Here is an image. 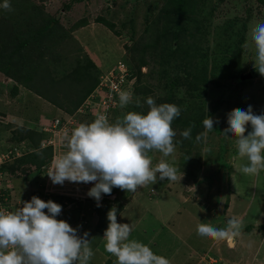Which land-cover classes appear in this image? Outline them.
Masks as SVG:
<instances>
[{
    "label": "rangeland",
    "instance_id": "374dc122",
    "mask_svg": "<svg viewBox=\"0 0 264 264\" xmlns=\"http://www.w3.org/2000/svg\"><path fill=\"white\" fill-rule=\"evenodd\" d=\"M165 1L9 0L11 10L6 11L14 13L10 14L13 17L9 22L2 19L4 24H0L7 35L5 41L0 39V120L8 121L7 124L0 122V138L5 139V134L15 140L22 136L26 145L35 144L38 138L35 132L43 125L33 128L32 121L38 117V111L43 112L44 105L59 109L43 113L52 119L56 114L65 113L58 107L67 106L72 110L79 103L82 105L91 89L89 97H95L94 90H100L98 77L102 82L103 73L118 60L138 66L140 81L136 99L142 107L136 106L135 99L130 107L113 110L107 116L110 122L127 111L146 112L144 101L149 96L157 104L177 105L181 113L172 122L176 132L175 153L169 157L159 152L149 154L153 167L162 160L173 165L177 169L176 181L158 179L155 184L135 192L116 188L120 192L112 190L111 195L102 194L98 207L87 195L93 186L91 183L53 184L46 175L47 167L39 176L36 170H31V162L24 159L19 162L18 177H7L0 185V205L4 204L0 210H15L17 207L12 202L16 197L28 196L34 191L41 195L43 188L53 190L48 200L62 206L57 219H64L77 228L78 235L87 232L93 252L103 253V256L97 254L95 264H115L116 258L105 251V239L95 248L100 237L104 238L110 210L116 212L118 222L128 223L131 229L129 215L137 213L136 219L132 215L131 219L144 226L143 234L139 236L132 230L130 239L139 238L138 241L165 257L169 264H205L204 253L219 256L220 262L229 264H264V171L258 177L241 174L239 169L247 161L238 156L235 138L223 133L228 127L227 115L233 109L247 110L251 105L254 114H264V76L253 67L255 57L251 47H243L250 27L263 22L264 4L260 0H188L184 11L176 15L171 10L165 11ZM30 14L40 16L39 20L44 18L37 23L43 31L38 34L44 36V32L52 29V41L30 40L24 35L35 32L37 27ZM101 17L114 26H106L98 19ZM20 41L26 43L20 44ZM29 70L37 72L28 84L30 88L24 84ZM249 73L253 75L247 77ZM58 101L64 105H57ZM92 102L95 100L89 99L86 104L91 107ZM216 102L217 107L213 109ZM3 110H11L15 115L20 112L35 115L31 122L13 123L4 116ZM208 115L214 120V128L197 142V134L206 131L202 121ZM78 117L82 123L94 120L92 115ZM217 119L219 123H215ZM192 125L195 126L191 139H184L181 132ZM30 128L35 131L29 133ZM48 135L43 132L41 142L52 134ZM62 138L61 134L54 136L52 157L65 151ZM60 186L67 195L55 194L61 192ZM196 196H200L204 210L188 206L194 203L186 201ZM202 211L207 216L211 214L213 221L202 217ZM233 217L240 219L243 227L231 247L226 241L211 242L196 234L200 223L224 228ZM173 221H181L178 237L169 232ZM158 225L156 235L150 236L151 229ZM195 243L211 244V250L204 248L202 255L194 251L192 258L186 257L191 253L186 245L195 246ZM255 254L257 259H253ZM206 259L210 262L209 257ZM215 259L210 264L219 261Z\"/></svg>",
    "mask_w": 264,
    "mask_h": 264
},
{
    "label": "clouds",
    "instance_id": "9594fccd",
    "mask_svg": "<svg viewBox=\"0 0 264 264\" xmlns=\"http://www.w3.org/2000/svg\"><path fill=\"white\" fill-rule=\"evenodd\" d=\"M0 7L7 11L11 10L9 0H5ZM243 47L245 49L251 47L255 57L253 67L264 76V22H258L250 27L248 39ZM129 68L128 63L118 60L111 69L106 70L102 82H99L98 77L100 90H94L95 97L90 98L93 90L91 89L83 98L82 105L78 104L74 116L67 113L56 114L52 119L41 116L40 122L37 120L36 123L33 122L35 123L33 128L43 124L40 131L51 135L47 128L51 127L55 119L61 123L60 116L65 121L72 118L74 121L71 125H75L80 119L78 116L96 117L91 122L81 123L70 129V134L66 133L62 138L65 151L55 159L51 155L49 163L41 168L42 171L36 170L35 174L40 176L47 167L46 175L53 184L63 185L67 181L76 184L91 183L93 186L87 195L97 202L98 207L101 206L102 194L111 195L114 187L125 192H135L138 188L155 184L158 179L173 182L177 180V169L173 165L162 160L153 167L152 157L149 155L152 152H159L163 157H169L175 153L176 132L172 122L181 113L177 105L157 104L149 96L144 101L147 105L146 112L127 111L114 122L107 118L113 110L128 108L136 99L137 94L134 91L136 80L134 76H130ZM111 72L115 73L116 77L120 73H125L124 81L115 90L104 85L108 84ZM89 99L95 100L91 107L86 104ZM135 104L142 107L139 99L135 100ZM0 122L8 123L7 120ZM215 123H219V120L217 119ZM202 124L206 131L197 134V142L204 139L207 132L214 128V120L208 115ZM227 124L228 127L223 133L235 138L238 156L247 161L239 171L245 176L258 177L261 171H264V114H254L251 105L247 110L236 108L228 113ZM194 126L183 130L181 136L184 139H191ZM5 136V139L0 138V150L17 149L18 152L11 153L10 159L1 162L0 165L12 164L29 151L28 144H25L26 140L16 141L8 134ZM46 141L41 142L40 148L52 146L43 145ZM37 155L42 153L37 152ZM32 170H35L34 166ZM7 179V177L0 179V185ZM30 185H34V182ZM30 188L31 186L28 189ZM51 193L54 191L50 192L48 197L53 195ZM55 194L65 195L62 192ZM41 195L34 191L28 196L14 199L12 202L14 206L18 200L22 201L15 210H0V264H89L94 252L90 246L88 233L78 235L77 228L64 219H57L62 212V206L52 200L45 201L39 198ZM107 219L109 223L104 231V246L105 251L116 258L115 264H169L165 257L156 254L151 247L130 239L131 227L128 223L118 222L115 211L110 210ZM242 227V221L233 217L227 221L224 228L200 223L196 227V234L201 239L226 241L231 247ZM222 263L223 261L215 264Z\"/></svg>",
    "mask_w": 264,
    "mask_h": 264
},
{
    "label": "trees",
    "instance_id": "16d2710c",
    "mask_svg": "<svg viewBox=\"0 0 264 264\" xmlns=\"http://www.w3.org/2000/svg\"><path fill=\"white\" fill-rule=\"evenodd\" d=\"M260 1H262L263 2V4H264V0H260ZM0 2H4V0L2 1V0H0ZM187 2H188V0H167V1H165V4H164V7L163 8H165V11H167V10H171L174 14H176V15H179V14H181L183 11H184V8H185V6L187 5ZM1 11H3L0 15L3 17H1V19H0V24H4V22H3V20L5 21V22H9V21H11L10 20V18H12L13 16H11L10 14H14V13H7V11L6 10H4L2 7H1ZM164 14H166V15H169V14H167V13H165L164 12ZM40 15L41 16H44V13H40ZM30 17H31V19H33L34 21H35V23H33V25L34 24H36V29L34 30L35 32H31V33H28L27 35L26 34H24L27 38H29L30 40H36V39H38L39 38V40H41L42 38H43V40H49V41H52L51 39H50V36L51 35H54V34H50V31L52 30V29H48L46 32H44V33H46L47 34V37L45 36V34L43 33V35L44 36H42V35H40V34H38L39 33V31H41L40 30V26L37 24L38 22H41V20H43L44 21V18H42L41 20H39L38 19V17L40 18V16H37L36 14H35V16L34 17H32V15L30 14ZM3 19V20H2ZM101 22H103L106 26H108V27H110V28H112L114 25H113V23H111V22H109V21H107V20H105L104 18H98ZM263 22H264V18H263ZM39 26V27H38ZM45 27H46V25L45 24H43L42 25V28H44L45 29ZM4 28H2L1 26H0V39H2L3 41H5V39L7 38L6 36V33L4 32V30H3ZM36 31H37V33H36ZM43 31H41L40 33H42ZM1 42V41H0ZM21 43H26V42H24V41H20V44ZM242 45H243V43H242ZM239 49L241 50V47H239ZM10 53H11V51H9ZM9 52L7 53V55L9 56ZM13 52H14V49H13ZM14 55H15V53H14ZM3 57H4V55H3ZM1 58V57H0ZM28 66H29V68H31L32 67V63H30V64H28ZM128 66L130 67L129 69H130V76H134L135 77V84H134V91H135V93L136 94H138L139 92H138V87H139V81H140V77H139V73H138V70L136 69L137 67H134L132 64H129L128 63ZM32 71V73H30V70H29V73H27V75H26V77H25V83L24 82H22V83H24L28 88H30V86H28V84L31 82V80L33 79V77L36 75V73L37 72H35V71H33V70H31ZM40 78V77H39ZM41 81L39 80V82L38 81H36L35 83L36 84H38V83H40ZM31 86L33 87L34 86V84H31ZM15 88H16V86H15ZM34 88V87H33ZM38 93H42L40 90H38ZM118 100V99H117ZM56 104L57 105H60V106H63L64 104H60L59 103V101H58V103L56 102ZM217 102L214 104V107H213V109H216V107H217ZM58 107V106H57ZM58 108H60V109H62L65 113H67V114H70V115H73L74 114V112H75V110H76V108H72V110L71 109H68L67 108V106H65V108H63V107H58ZM88 116V115H87ZM60 119H61V122H64L65 121V119L62 117V116H60ZM95 119V118H94ZM79 121H80V119L75 123V125H71L70 126V129L72 130L75 126H77V125H79ZM82 123V120L80 121V124ZM29 129V128H28ZM31 131H35V129H31L30 128V130L28 131L29 133H31ZM71 132V131H70ZM37 135H38V138L36 139V143L35 144H32V142H30L29 144H28V149H29V151H28V153L26 154V155H24V156H22L21 158H19V159H17V160H15V162L14 163H12V164H9V165H6V164H1L0 165V174H4L6 177H12V176H14V177H18V174H17V172H18V170H19V168H20V161H23L24 159H27V160H29L30 162H31V164H29L30 165V168H31V170H32V167L34 166L35 167V170H37V171H39V169H40V171H42L41 170V168L43 167V166H46L49 162V160H50V158H51V155H52V150H51V147H45V148H40V144H41V135H42V131H36L35 132ZM26 138V137H25ZM22 139H24V137H17V140L16 141H20V140H22ZM15 140V139H14ZM37 152H41L42 153V155H37ZM19 186V185H18ZM116 191H119V189H116V188H113V192H115L116 193ZM120 192V191H119ZM11 194V193H10ZM12 195V194H11ZM18 198H20V197H16L15 199L17 200ZM23 198H26V197H23ZM237 204V203H236Z\"/></svg>",
    "mask_w": 264,
    "mask_h": 264
},
{
    "label": "crops",
    "instance_id": "0c3cea01",
    "mask_svg": "<svg viewBox=\"0 0 264 264\" xmlns=\"http://www.w3.org/2000/svg\"><path fill=\"white\" fill-rule=\"evenodd\" d=\"M39 103H38V107H39ZM42 106L44 105V104H41ZM54 108H51V106H47V105H44V108H43V112H42V110H39L38 111V113H37V116L38 117H36V118H33V116L35 115H31V112H27V113H25V112H20V114L19 115H15V114H13V112L11 111V110H7L6 112L4 111L3 112V114H5V115H7L6 117L8 118V119H10V121L11 122H13V123H21V122H23V123H25L26 121H28V122H31L32 120V118L34 119L33 121H32V123L33 122H35L36 120L37 121H39V119H40V117L41 116H43V113H52L53 111H55V110H53ZM49 111V112H48ZM57 111V110H56ZM36 121V122H37ZM35 122V123H36ZM34 123V124H35ZM196 189V188H195ZM199 189H200V187H199ZM197 191H198V189H196ZM196 190H195V192H196ZM199 192V191H198ZM192 199H190V200H187L186 202L187 203H189V202H193L194 204H188V206H190V205H192L193 206V208L196 210L197 208L198 209H201V210H204L202 207H204L203 205H202V201H201V198H200V196H196L195 198L196 199H193V197H191ZM186 202H182V204H187ZM133 206H135V205H133ZM187 208H189V207H187ZM133 211H135V209L133 210ZM133 214H131L132 216H134L133 218H135L136 219V217L138 216L137 215V213H135L134 214V212H132ZM202 214H203V216L202 217H204L205 219H207V220H211V219H213V216L210 214V215H206L205 214V212L204 211H202ZM131 215H129V217H130V222L131 223H133V228H132V230H134L139 236H140V234H143V225L142 224H140L139 222H138V220L136 221V222H134V220H133V218L131 219ZM137 215V216H136ZM211 221H213V220H211ZM180 224H181V221H177V222H174L173 221V223H172V225H171V227H169V225H168V227L169 228H171L172 230H170L169 232H172V235H174V236H176V237H178L176 234L177 233H180ZM206 224V223H205ZM207 224H210V223H207ZM159 227H160V225H158V226H155L154 227V229H151V234H150V236L152 235V236H155L156 235V233H157V231H158V229H159ZM137 229H139V230H137ZM145 233V232H144ZM133 235H135L136 236V234H133ZM149 236V237H150ZM135 240H139V238H134ZM104 240V238L102 239V236L100 237V241H97L96 242V246H95V248L96 247H98L99 245H100V242H102ZM178 241H180V240H178ZM185 241V240H184ZM211 242H214V241H211ZM236 243L237 242V238H234V241H233V243ZM210 246H211V244L209 245V246H202V245H198V244H196L195 243V246L194 245H190V244H188V245H186V248L187 249H189L190 250V254L188 255V256H186V257H190V258H192L193 257V254H192V252H200V254L202 255L204 252H202L203 250L202 249H204V248H207V251H210L211 249H210ZM206 250V249H205ZM97 252V251H96ZM202 252V253H201ZM97 254H99V255H101V256H103V253H100V252H98V253H94V255H93V257H92V259L90 260V262L92 263V264H95V262H96V259H97ZM204 255V257L205 258H207V257H209V259H210V262H208L207 261V259L205 260V258H204V261H205V264H210L211 262H212V259H215V258H217V259H219V261L218 262H220L221 261V259H220V257L218 256H215V255H213V256H215V257H212V255L211 254H209V253H204L203 254ZM242 255H247V254H242ZM256 255V254H255ZM253 256V259H254V257H255V259H257V255L256 256ZM195 257V256H194ZM238 258L240 259L241 257L240 256H238ZM237 258V259H238ZM195 259H197V258H195ZM217 259H215V260H217ZM241 261H242V259H240V263H241ZM89 262V263H90ZM232 264H234V262L232 263ZM235 264H237V263H235Z\"/></svg>",
    "mask_w": 264,
    "mask_h": 264
},
{
    "label": "built area",
    "instance_id": "2783aa9c",
    "mask_svg": "<svg viewBox=\"0 0 264 264\" xmlns=\"http://www.w3.org/2000/svg\"><path fill=\"white\" fill-rule=\"evenodd\" d=\"M125 74V73H124ZM123 73H120L117 77L115 73H110L108 76V84H104L105 86H108L110 89H117L118 85H120L122 83V81H124L125 75ZM107 80V79H106ZM74 120L72 118L67 119L65 122H61L58 119H55L54 122L52 123L50 128H47V130L51 131L52 133V137H49L48 140L43 144V145H52L55 146V141H54V135H59L61 134V136L63 137L66 133L70 134V125L72 124ZM13 152H18L17 149L14 150H7V151H1L0 150V163L1 162H5L7 160L10 159V154ZM56 158V156L54 155V159ZM52 164V163H51ZM51 166V165H50ZM48 171V169H47ZM6 176L4 174H0V179H5ZM47 185V184H46ZM62 193L67 194V192L64 190L63 186H60L59 189ZM53 190H48V189H44L43 194L39 197L43 200H48V194L50 192H52ZM31 197L28 199L30 200ZM26 200V201H28ZM22 203V201L18 200L16 202L15 206H19ZM1 208H4V206H2ZM214 263V262H212ZM222 264H227L226 262L222 263Z\"/></svg>",
    "mask_w": 264,
    "mask_h": 264
},
{
    "label": "water",
    "instance_id": "95a60500",
    "mask_svg": "<svg viewBox=\"0 0 264 264\" xmlns=\"http://www.w3.org/2000/svg\"><path fill=\"white\" fill-rule=\"evenodd\" d=\"M247 77H251V74L249 73V74L247 75Z\"/></svg>",
    "mask_w": 264,
    "mask_h": 264
}]
</instances>
